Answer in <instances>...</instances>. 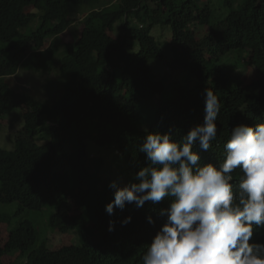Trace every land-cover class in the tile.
I'll use <instances>...</instances> for the list:
<instances>
[{"label": "trees", "instance_id": "16d2710c", "mask_svg": "<svg viewBox=\"0 0 264 264\" xmlns=\"http://www.w3.org/2000/svg\"><path fill=\"white\" fill-rule=\"evenodd\" d=\"M100 1L0 0V42L6 44L0 47V117L21 108L24 118L14 150H0V204L46 209L47 228L77 233L80 240L50 249L34 223L21 220L3 242L1 224L10 217L0 215V264H12L4 260L9 255L14 260L22 255L24 264H142L166 220L160 210L169 202L128 204L109 216L105 206L114 190L91 167L96 160L90 163L88 141L114 146L135 174L146 166L138 152L144 130L172 128L180 139L203 123V93L209 87L221 111L212 148H194L204 163L222 159L232 128L264 123V0H223L229 13L214 20L211 0H103L109 4L89 14L80 9ZM77 10L86 14L81 36L61 47L56 39ZM157 26L171 28L174 63L195 78L190 88L176 82L167 99L149 67L150 60L162 57L152 35ZM201 26L205 32L198 37ZM235 54L244 58L242 66L233 64ZM20 69L59 73L62 97L49 105L17 94L7 79ZM247 69L251 82H239ZM156 97L153 114L140 111V100ZM129 216L131 223L122 226ZM109 221L115 222L114 231L108 230ZM253 239L264 242V230L255 231Z\"/></svg>", "mask_w": 264, "mask_h": 264}, {"label": "clouds", "instance_id": "9594fccd", "mask_svg": "<svg viewBox=\"0 0 264 264\" xmlns=\"http://www.w3.org/2000/svg\"><path fill=\"white\" fill-rule=\"evenodd\" d=\"M204 119L180 139L172 128L149 132L138 146L146 166L130 182L109 183L112 216L128 204L167 200L160 210L165 222L147 245L142 264H264V242L253 239L264 230V123L240 124L230 130L222 159L204 163L194 148L208 151L217 140L221 102L212 88L203 93ZM131 217L121 221L131 223ZM149 224L155 221L146 217ZM110 232L115 222L109 221Z\"/></svg>", "mask_w": 264, "mask_h": 264}, {"label": "rangeland", "instance_id": "374dc122", "mask_svg": "<svg viewBox=\"0 0 264 264\" xmlns=\"http://www.w3.org/2000/svg\"><path fill=\"white\" fill-rule=\"evenodd\" d=\"M103 0L98 2L93 7H85L80 9H86L89 14L93 9H98ZM109 2H103L104 5ZM213 9L217 10L213 13V20L218 17L226 16L229 13V9H225L223 0H211ZM74 17L71 15L74 22L70 25L68 30L59 36L56 40L62 47L65 43L75 42L82 32V19L86 16L83 12L77 10L74 11ZM36 25V24H35ZM26 32V31H25ZM198 37L204 34L205 29L201 27L197 28ZM152 35L155 37L161 51L162 57L159 59H153L149 62L151 70V76L161 81L164 86V92L162 97L167 99L172 95V89L176 82L180 83L185 88H190L195 84V78L178 67L174 63V59L170 50V39H171V28L166 26H157L154 28ZM6 46L1 44L0 47ZM236 59L233 64L242 66V58H239L238 54H235ZM242 59V60H241ZM250 70L242 72L240 74L239 82H251L252 79L249 77ZM8 82L10 83L13 90L22 96L28 95L35 98L38 101L44 102L49 105L55 104L63 95L64 92V81L57 72H51L50 74H34L20 69L19 72L9 77ZM159 98H151L140 100L139 109L145 114H153L155 106ZM24 126L23 110L15 109L9 111L3 117H0V150L13 151L15 148V136L19 130ZM87 154L90 157V163H95L91 166L94 171L99 172L102 176L104 183H110L116 180L120 186H123L130 182L134 176V172L129 168L126 160L123 156L119 155L114 146L106 145L100 146L91 141L87 142L86 145ZM21 204L18 202L12 204H0V215L10 217V220L1 224V238L5 242L7 238V231L12 230L15 224L21 220H28L34 223L40 234L41 240H48L47 244L50 249H56L58 247L66 246L69 244L79 245L80 240L77 233L71 234H59L50 228H47V222L49 218V212L46 209L40 211H31L27 209L21 210ZM50 240V241H49ZM4 260L12 264H24V257L18 256L15 260L9 255Z\"/></svg>", "mask_w": 264, "mask_h": 264}]
</instances>
